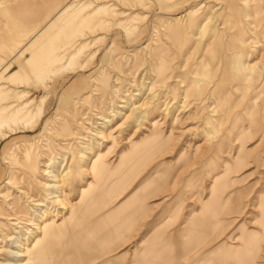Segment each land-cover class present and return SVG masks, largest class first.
<instances>
[{"label":"rangeland","instance_id":"obj_1","mask_svg":"<svg viewBox=\"0 0 264 264\" xmlns=\"http://www.w3.org/2000/svg\"><path fill=\"white\" fill-rule=\"evenodd\" d=\"M262 78L264 0H0V264H264Z\"/></svg>","mask_w":264,"mask_h":264},{"label":"crops","instance_id":"obj_2","mask_svg":"<svg viewBox=\"0 0 264 264\" xmlns=\"http://www.w3.org/2000/svg\"><path fill=\"white\" fill-rule=\"evenodd\" d=\"M144 192H145V186L142 187L141 185H139L134 191L128 194L126 198L124 197L123 201H121L120 199L124 195L119 192L116 193V195L111 199L110 204L111 206H113L118 202V205L98 217L97 222H96L97 229H99L100 232L106 231L108 229V231H110V233L114 235V237L111 239L115 242L116 240L120 241V240L125 239L123 238V235L127 236L128 231L131 229V226L135 225L138 219L140 218V215L143 216L144 214L143 210L145 209V205L143 203L145 202H141V196L143 195L144 197L145 195ZM96 235H98L96 239L100 243L103 239L105 240V237H101V234H96ZM82 237H83V242H84L86 238L84 236ZM96 239L94 238V240ZM85 244L86 243H84V247H86ZM89 246H90L89 247L90 249H87V250L92 249L93 254L88 252V254L86 255H89L90 257L91 256L94 257V258L89 257V260H90L89 262H91V259H92V262L96 261L97 259H102L108 254V253H105V250L107 251L108 249L106 245L96 244V245H92V246L89 245ZM110 249H116V246H113Z\"/></svg>","mask_w":264,"mask_h":264},{"label":"bare ground","instance_id":"obj_3","mask_svg":"<svg viewBox=\"0 0 264 264\" xmlns=\"http://www.w3.org/2000/svg\"><path fill=\"white\" fill-rule=\"evenodd\" d=\"M69 6V5H68ZM253 10V9H252ZM63 15V14H62ZM52 38V37H51ZM218 39V38H217ZM240 45H244V41L242 39L239 40V43ZM239 45V46H240ZM65 48V47H64ZM22 51H24L22 49ZM239 51V50H238ZM21 52V51H20ZM24 53V52H23ZM26 53V52H25ZM22 54V53H21ZM23 56V55H22ZM40 56V55H39ZM33 57V56H31ZM41 57V56H40ZM20 58V57H19ZM35 58V57H34ZM232 75L234 77V80L236 79V81H239V82H243V83H251V82H254L255 80H257L258 78H260L261 75L257 76V75H254V71L253 69H251L249 66H248V62L247 61H244L243 59L245 58V55L244 53H239V52H236V53H233L232 56ZM17 59V56L14 60ZM19 60V59H18ZM32 60V59H31ZM30 61V60H28ZM62 61V60H61ZM27 62V61H26ZM38 63V62H37ZM31 64V63H30ZM60 65V64H59ZM33 66L32 65H29L26 63V66L19 68L17 70V73L21 74L24 70L28 69L30 70ZM23 68V70H22ZM41 68V67H40ZM33 69V68H32ZM42 70V69H41ZM44 71V70H43ZM55 71V70H54ZM17 75V74H16ZM27 77V76H26ZM262 82V85L264 86V78H262L261 80ZM262 86V87H263ZM260 89V88H259ZM262 89V88H261ZM213 92V91H212ZM211 95V94H210ZM252 96V95H251ZM24 105V104H23ZM210 110V109H209ZM28 113V112H27ZM118 113V112H117ZM29 115V114H28ZM27 116V115H26ZM144 116V115H142ZM141 116V118H142ZM33 120V119H32ZM104 129V128H103ZM101 134L103 133L100 132ZM1 135V134H0ZM99 135V134H98ZM219 142V141H218ZM96 161V160H95ZM94 161V162H95ZM123 161V160H122ZM112 175V174H110ZM100 175L98 174V177ZM53 179H59L57 178V176H52ZM54 182V180H53ZM90 185V184H89ZM88 184L84 187V188H81L80 190V193H81V199H85V193L88 189ZM48 188L50 189H53L55 188V186L53 185H49ZM57 189V188H56ZM58 200V198H57ZM59 201V200H58ZM202 210H206L205 207L202 208ZM199 224L201 226H203V222H199ZM41 231H42V237L40 239H36L35 240V243L33 245V249H34V252H35V257H36V260H40V258H42L45 254H47L50 250H51V244H53V240L55 239V234L53 232V225H52V222L51 223H46L42 228H41ZM33 242V241H32ZM180 256V255H179Z\"/></svg>","mask_w":264,"mask_h":264}]
</instances>
